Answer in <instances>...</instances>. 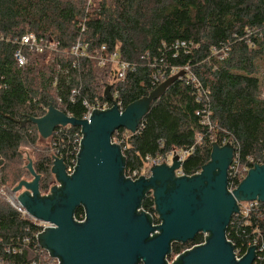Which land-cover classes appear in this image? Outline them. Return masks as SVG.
I'll list each match as a JSON object with an SVG mask.
<instances>
[{"label":"trees","instance_id":"16d2710c","mask_svg":"<svg viewBox=\"0 0 264 264\" xmlns=\"http://www.w3.org/2000/svg\"><path fill=\"white\" fill-rule=\"evenodd\" d=\"M31 32L48 46L41 52L22 47L27 61L20 65L15 39ZM0 36L10 39L0 41V183L9 187L25 176L22 144L41 139L37 126L23 120L43 117L50 104L82 119V101H109L107 86L126 108L170 77L172 68L189 71L152 103L138 131L126 138L127 168L142 169L147 156L186 149L195 144L198 133L203 139L186 157L182 171L195 175L210 161L213 142L196 113L205 105L197 99V82L209 91L208 108L219 143L229 132L243 156L264 151V0H0ZM78 41L89 45L90 56L116 54L135 68L119 79L115 62L100 65L94 57L75 56ZM163 72L154 83L153 74L161 77ZM78 129L74 126L72 132ZM116 133L128 131L119 128L113 136ZM37 157L33 167L41 175L40 189L47 190L54 183L53 160ZM153 204L152 197L144 200L147 208ZM37 231L0 199L3 242L11 244ZM262 231L264 239V223ZM232 237L245 245L250 229ZM201 239L198 234L187 243L174 242L172 249L178 253ZM0 252L13 262L33 258L29 249L8 256L0 245Z\"/></svg>","mask_w":264,"mask_h":264},{"label":"water","instance_id":"95a60500","mask_svg":"<svg viewBox=\"0 0 264 264\" xmlns=\"http://www.w3.org/2000/svg\"><path fill=\"white\" fill-rule=\"evenodd\" d=\"M184 74L181 70L168 77L124 111L119 110L107 86L104 94L113 107L95 112L90 121L69 116L53 104L43 117L22 121L34 123L45 140L59 125L83 128L75 174L69 177L63 160L54 158L51 172L60 186H54L50 196H40L41 175L29 156L26 168L33 178L23 179L13 188L20 192L18 199L30 214L56 225L40 234L39 241L63 264H168L172 243H187L203 231L207 240L182 253L173 264L253 263L255 248L236 258L226 230L238 210L237 201H264V164L255 161L240 185L228 190L234 146L213 142L210 161L195 175L178 176L182 162L175 154L171 164L152 166L150 177L131 180L124 176L126 159L120 146L111 143L119 128L137 132L152 103ZM149 189L163 221L156 226L140 208ZM80 205L85 207L86 218L77 222L73 214Z\"/></svg>","mask_w":264,"mask_h":264},{"label":"built area","instance_id":"2783aa9c","mask_svg":"<svg viewBox=\"0 0 264 264\" xmlns=\"http://www.w3.org/2000/svg\"><path fill=\"white\" fill-rule=\"evenodd\" d=\"M0 41H10L9 38H5L4 36H0ZM15 42L19 45V48L15 52V57L18 60L20 65H24L26 63V58L23 55L22 47L29 46L31 49L36 51H43L48 45L44 44L43 40L40 39L34 33H28L21 37L20 40L15 39ZM184 43H182L183 45ZM53 47V46H51ZM89 45L84 43L83 41H78V43L73 48V54L75 56H85L88 55L86 50L88 49ZM105 49V46L102 47ZM89 57H94L98 60L100 65H103L109 61L115 62L117 64V75L119 79H124L127 75L129 69L134 70L135 66L130 64L127 61L118 60L116 54H112L110 56H103L99 54H94L92 56L88 55ZM183 70L189 71L188 67L178 69L172 68L171 73L172 75L178 73L179 71ZM165 75V72L161 73V77H159L158 73L153 74V82L159 83L162 76ZM171 75V76H172ZM189 79L193 81H197L196 77L193 74L189 75ZM198 91L197 99L202 101L205 105L204 108L199 109L196 113L200 116V122L204 128L207 129V134L210 132V139L212 142H218L217 134L215 132V123L212 118L213 111L208 108V89H206L201 83L197 82L195 86ZM75 92V91H74ZM73 92V93H74ZM113 96L114 101L116 102L120 111H124L125 108L121 101H117ZM76 99L74 97L71 98V102H75ZM83 106L85 107V112L81 120L90 121L92 116L95 112H102L106 111L113 107V103L111 101H100L95 99L94 101H89L88 99H84L82 101ZM72 116L71 114H67ZM72 125H59L56 128L58 130H54L52 135L46 139L48 141V150L49 156L52 157L54 162V158L62 159L65 165V172L66 174L71 177L75 174L78 163H79V156L82 150V143L84 139V132L82 126H78V130L72 132ZM128 131V130H127ZM138 131V130H137ZM227 132V131H226ZM136 133V132H135ZM128 131L127 134L121 135L116 133L115 136L112 135L111 143L120 146L122 156L127 160L126 155V146L125 140L129 136V134H135ZM114 134V133H113ZM229 132L227 135H224L219 143L221 146L231 143L234 146V154L231 161V164L228 168L227 173V189L234 190L237 188L242 180L247 176L250 169H252L255 165V161L257 164H264V151L258 155H245L243 156L239 151V146L229 137ZM203 139V134L198 133L196 135L195 144L186 148V149H174L166 156L158 155L156 157L147 156L146 157V165L142 169H131L125 166L124 176L129 177L131 180H137L141 175L148 178L151 176V167L154 165H160L162 163H172V158L175 154L179 156V160L182 162L186 160V157L195 150V146L200 144ZM53 166V163H52ZM52 169V167H51ZM52 174V172H51ZM178 176L186 175L181 169L177 172ZM54 175V174H53ZM55 176V175H54ZM189 176V175H187ZM56 186H60V182H58L55 178L54 183L48 188L47 190L40 189V196L41 197H48L52 194V188ZM20 192H14L13 188L7 186L4 183H0V199L7 202L12 208H14L22 218L32 222L37 227V232L33 236L24 235L23 237H18L12 240L11 244L10 241L3 242L0 239V245L3 248V251L10 256L12 254H19L25 252V250L29 249L33 253V258L28 261H21V262H13L9 258L4 257L0 252V264H63L60 257L54 255L49 249L43 246L39 241V235L45 232L49 228H54L56 225L50 221H45L43 219H39L34 215L30 214L29 211L22 205L19 201L18 196ZM147 197L153 198V191L149 189L145 193V197L142 200V204L140 208L143 212L150 215L152 218V225H160L163 223L160 215L155 209V204L152 205L151 208H147L144 206V200ZM238 210L233 214L230 223L226 230V238L227 240L231 241L234 247V256L236 258L244 257L248 252L249 249L253 246L255 248V259L252 264H262L264 261V239H263V231H262V224L264 223V201L262 200H251V201H237ZM80 209V211H78ZM86 218L85 207L80 205L76 212L73 214V219L77 222H82ZM240 229H250V238L247 244H238L232 237L233 233H237ZM202 239L200 242L196 244H192L191 246L181 250L178 253H174L172 246L171 252L169 255L166 256V262L168 264H173L174 261L177 259L185 251L204 243L207 240V236L205 231L200 233ZM32 244V246H31ZM143 264V263H140Z\"/></svg>","mask_w":264,"mask_h":264},{"label":"rangeland","instance_id":"374dc122","mask_svg":"<svg viewBox=\"0 0 264 264\" xmlns=\"http://www.w3.org/2000/svg\"><path fill=\"white\" fill-rule=\"evenodd\" d=\"M47 147H48V141H46L42 137L37 143L24 142L22 144L21 150L24 154V160L22 163V167H23L24 172H25V176L23 177L24 179L32 180V178H33L31 176L30 172L27 171L28 169L25 168L26 165L28 164V161H29L28 156L35 162L38 158L37 156H40L41 154L44 156H47L49 154V150ZM52 177H53L52 180L55 181V176L53 174H52ZM10 183L12 184V181H10ZM52 184H53V182L51 183V185ZM12 188H14V187H12Z\"/></svg>","mask_w":264,"mask_h":264}]
</instances>
